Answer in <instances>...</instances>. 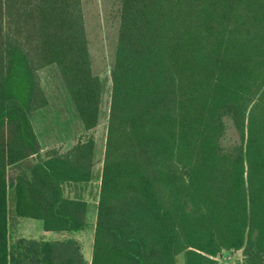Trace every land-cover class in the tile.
<instances>
[{
	"label": "trees",
	"instance_id": "trees-1",
	"mask_svg": "<svg viewBox=\"0 0 264 264\" xmlns=\"http://www.w3.org/2000/svg\"><path fill=\"white\" fill-rule=\"evenodd\" d=\"M101 10L0 0V264H87L73 239L12 240L10 214L93 229L89 264H264V0H118L109 61ZM48 67L83 134L65 150L36 130ZM97 179L94 205L65 192Z\"/></svg>",
	"mask_w": 264,
	"mask_h": 264
},
{
	"label": "rangeland",
	"instance_id": "rangeland-1",
	"mask_svg": "<svg viewBox=\"0 0 264 264\" xmlns=\"http://www.w3.org/2000/svg\"><path fill=\"white\" fill-rule=\"evenodd\" d=\"M102 10L98 18V25L100 29L94 30L93 35L99 36L101 42L105 45L106 54H108V61L111 59L117 34V8L118 0H101ZM95 43H98L94 40ZM99 44V45H100ZM99 47L97 48V51ZM40 83L45 90L48 105L37 112L35 117V125L37 133L41 142L47 144L62 145L67 148L71 145L79 135H83L78 131L79 121L75 115L70 102L66 97L64 88L62 87L60 77L56 72V69L52 67L44 68L38 72ZM106 122H107V110L106 104H103L102 115L98 126L92 131L97 143V155H96V169L99 171L101 167V161L103 158V147L106 135ZM99 179L95 180L91 184V190L89 192L90 203H94L97 200ZM10 212L13 213L11 202ZM14 214V213H13ZM15 219H12L10 224V236L11 239L18 237L20 233L27 235H37L41 229V221L35 218L19 217L15 215ZM15 220V222H14ZM28 231V232H27ZM90 238L93 230L90 229ZM91 253V251H90ZM220 260L228 262V264H240L242 260V252L225 251L223 252ZM183 255L179 254L176 264H183Z\"/></svg>",
	"mask_w": 264,
	"mask_h": 264
},
{
	"label": "crops",
	"instance_id": "crops-1",
	"mask_svg": "<svg viewBox=\"0 0 264 264\" xmlns=\"http://www.w3.org/2000/svg\"><path fill=\"white\" fill-rule=\"evenodd\" d=\"M42 145H43L42 149H46V148H50V147H60L63 150L68 149L71 146V145H69L67 148H65L62 145L61 146L57 145V143H54V144L52 143L50 145L47 144V143H44V144L42 143ZM91 184H93V182ZM91 184L87 183V184H84V185H79V186H82V187H77L76 189H75L74 185L66 186V191L65 192H66V194H69L70 196H73V195H75V193L79 192L82 197H84L87 201L90 202V200H89V192L91 190V187H90ZM92 205H94V203ZM15 218L16 217H14L13 215L10 214V222H9V237L10 238H11V236H10L11 235L10 234V224H11L12 219H15ZM14 222H15V220H14ZM90 229L91 228H86L85 230H80V231H77V232L46 231V230L43 229L42 221H41V229H40V231L38 232L37 235L28 234V233H27V235H24V234L20 233L18 235V237H27V238L43 239V240H68V239H73L76 242V244L80 247V252L83 255L84 260L86 261L87 264H89L90 260H91L90 251H92V244H93V233L91 234V238H90V233H89ZM239 251L241 252V250H238L236 252H239ZM223 252L225 253V251H223Z\"/></svg>",
	"mask_w": 264,
	"mask_h": 264
},
{
	"label": "built area",
	"instance_id": "built-area-1",
	"mask_svg": "<svg viewBox=\"0 0 264 264\" xmlns=\"http://www.w3.org/2000/svg\"><path fill=\"white\" fill-rule=\"evenodd\" d=\"M220 257H221V256H220ZM220 257H219V258H220Z\"/></svg>",
	"mask_w": 264,
	"mask_h": 264
}]
</instances>
